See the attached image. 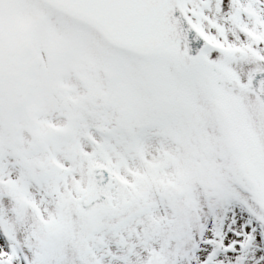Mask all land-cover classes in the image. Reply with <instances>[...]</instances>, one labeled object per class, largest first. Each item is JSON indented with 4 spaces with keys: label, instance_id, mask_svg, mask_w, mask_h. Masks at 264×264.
I'll return each mask as SVG.
<instances>
[{
    "label": "snow or ice",
    "instance_id": "6c2138e0",
    "mask_svg": "<svg viewBox=\"0 0 264 264\" xmlns=\"http://www.w3.org/2000/svg\"><path fill=\"white\" fill-rule=\"evenodd\" d=\"M0 264H264V0H0Z\"/></svg>",
    "mask_w": 264,
    "mask_h": 264
}]
</instances>
